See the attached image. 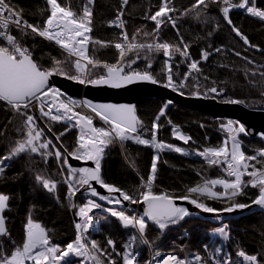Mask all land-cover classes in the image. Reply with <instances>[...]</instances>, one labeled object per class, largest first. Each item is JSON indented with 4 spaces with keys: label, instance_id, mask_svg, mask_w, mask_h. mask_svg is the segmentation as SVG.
<instances>
[{
    "label": "trees",
    "instance_id": "obj_1",
    "mask_svg": "<svg viewBox=\"0 0 264 264\" xmlns=\"http://www.w3.org/2000/svg\"><path fill=\"white\" fill-rule=\"evenodd\" d=\"M6 2L28 24L44 27L50 9L47 0ZM58 2L73 11L76 18L83 15L85 8L92 13L89 59L100 66L92 68L90 78L106 77L105 65L116 66L121 61V67H127V74L147 71L159 84L165 85L170 65L174 84L178 87L180 83H185V87L179 88L177 92L187 97L194 96L196 92L212 97L208 89L215 87L222 93L217 95L221 102L237 99L249 109L264 110V76L261 75L264 73V21L252 16L246 9L242 11L241 8H232L229 14L232 21L230 25L223 15L222 9L226 6L223 0L215 3L206 0L207 8L203 5L193 8L196 0H170L168 7L175 11L169 13L171 20L165 18L157 31L156 22L150 17L163 6L162 0H130L125 9L122 7V0ZM240 2L242 0H231L232 4ZM252 2L253 0L249 1L250 4ZM254 3L258 9L264 10V0H254ZM120 13L124 17L127 41L123 38L124 31L110 28V23ZM172 20L175 21V27ZM233 25L247 37L248 44L236 35ZM11 31L17 42L28 49L38 67L43 70L60 67L69 76L80 75L74 67L73 59L43 41L30 28H12ZM117 43L124 44L126 49L129 43H169L181 48L186 45L188 56L185 57L174 49L171 56H166L163 50H148L145 47L133 49V52L121 57V52L115 47ZM0 46L4 44L0 42ZM205 51L210 53L206 60L202 55ZM192 61L198 62L200 72L191 71ZM148 64H151L150 68L147 67ZM161 109L164 110V115H160ZM75 111L85 115L81 108ZM136 114L140 123L138 132L132 135L166 146L156 149L152 144L138 143L135 138L123 142L118 138L113 139L105 145L100 162L101 177L106 184L120 188L135 200L142 199L141 193L147 191L145 185L151 176V165L158 156L159 159L155 160V179L152 181V192L155 195H167L170 198L188 196L219 212L226 211L233 204L249 206L258 198L259 187L254 188L247 183L252 179L247 174L242 180L245 182L241 186L242 194L229 200H209L188 191L205 181L235 180L228 175L223 158H219L220 162L217 164H210L198 154L206 148H219L225 146V142L228 143L230 134L224 127L227 120L213 121L205 113L156 99L144 100L137 107ZM25 119L26 117L0 101V157L7 156L18 141L27 138ZM153 124H158L159 128L154 130ZM235 125L238 126L237 123ZM41 126L46 131L41 133L40 139L34 141V144L39 146L50 140L48 149H41L38 153L24 152L3 162L7 167L3 178H0V194L9 196V208L4 212L6 234L0 235V248L5 257L10 258L17 248H22L29 220L45 229L50 246L63 250L68 243H74L77 239L72 211L74 195L69 196V186L66 183L70 176L68 165L63 164V156L58 161L54 155L41 153H54L53 145L58 143L63 150L58 145L57 147L62 152L64 149L67 152L75 151L79 147L80 132L73 123L53 121L46 116H42ZM47 130L56 139L59 137L58 143L51 140ZM178 134L188 141L180 139ZM242 141L245 143L243 152L246 157L255 155L257 160L264 161V157L259 155L260 150H264V141L246 137ZM175 148L182 151L177 152ZM248 163L255 165L257 169L264 167V164L257 163L256 160ZM253 170L251 167L248 169L249 172ZM37 175L56 182L55 189H45L42 182L37 180ZM76 187L81 188L80 185ZM94 224L99 231L91 233L89 246L92 241L96 242L97 249L93 250L101 264H125L124 257L129 252L135 257L134 264H149V247L161 252L151 263L159 264L162 256L169 252L175 253V249H172L175 245L184 247L195 260H199L197 257L204 259L205 247L216 251L218 243L214 242L212 235L224 224L228 227L229 239L218 252L222 259L229 260L231 264H243L239 252L244 251L247 255L257 256V264H264V210H256L222 222L190 216L170 225L164 233L155 225L146 223L145 232L140 234L135 228L123 227L119 219L106 213L96 214ZM109 240L113 241V245L108 243ZM73 264L79 262L75 261Z\"/></svg>",
    "mask_w": 264,
    "mask_h": 264
},
{
    "label": "snow or ice",
    "instance_id": "obj_2",
    "mask_svg": "<svg viewBox=\"0 0 264 264\" xmlns=\"http://www.w3.org/2000/svg\"><path fill=\"white\" fill-rule=\"evenodd\" d=\"M48 4L51 5V15L46 20V26L40 27L38 25L28 24L27 21H24L19 13L15 12L6 0H0V38L6 39L7 45L9 46H0V101L5 102L10 106L15 112L26 117L24 126L27 128V138L18 141L16 146H14L7 156L0 157V178H3V173L7 165H4L5 160H10L17 155L24 152L38 153L41 149H48L51 141H47L39 144V146L34 144V141H37L41 137L42 129L37 131L36 125L34 124V117L28 114L30 108L39 107L42 115L49 117L51 120H61L67 116V118L72 119L73 116H68L67 114L72 113L73 109L70 105H76L79 103L88 105L96 113L99 118L107 124H110L112 131H107L104 128L93 127V121L90 117L79 116L77 120L78 124H82V131L80 139L82 143L79 144V147L73 152H67V149H64V152H67V156H71L77 160H92L95 162V168H82V169H71L72 179L75 180L76 184L80 186H88L91 189L93 196H99L100 200H106L107 197L100 195L95 188L92 187L93 181L101 185L109 193H119L123 200L130 201L132 203H138L137 200L133 198L127 192H123L120 188L106 184L101 177V166L100 159L101 153L103 152L102 145L111 143L113 139H119L123 142L135 138L138 143L149 145L152 144L154 147H161L159 144H155L153 141L148 139H139L138 136L134 137L132 134L137 132V125L140 123L135 115V108L128 105H91L89 101H76L69 99V103H65L63 100H60L59 97L64 95L58 88L51 86L49 84V78L53 75H64L67 78L74 79L78 83H90L92 85H109L113 88H119L125 84L132 83L135 80L150 81L155 84L158 81L147 71L140 73L133 71L131 74H123V67L108 66L107 76H101L96 79L89 77L86 71V65L82 64L77 60L74 64L75 69L80 73V75L69 76L66 71L60 67L53 68L51 70H43L38 67L35 63L28 49L23 48L16 40V38L8 34L5 30L8 28L9 23L15 24L17 28H30L32 32L38 33L40 36L47 38L48 40H54L62 48L69 51L70 55L80 56L84 59H87L88 64H93L94 62L91 59H88L84 56L85 49L77 48L76 45H83L88 42L90 39L87 36V33L91 32V16L92 13L88 8H85L83 15L79 18H76V14L71 11L69 8L61 6L58 0H47ZM91 3L92 0H89ZM170 0H162L163 6L159 11L155 12L154 15L150 17L153 21L156 22L157 31L159 30V25L164 22V19L167 18L171 20L169 13L175 11L174 8H169ZM215 3L217 0H211ZM124 3L127 4V0H124ZM223 4L226 5L223 7V15L227 22L231 25L232 21L229 18V12L232 8H243L246 9L252 16L258 17L261 21H264V10H260L255 6L254 0L250 4L249 0H242L238 4H232L231 0H223ZM201 5L204 8L208 7L206 0H196L193 8H199ZM7 13V15H5ZM122 15V13H121ZM199 16V13H197ZM160 18V19H158ZM173 27H175V21L172 20ZM117 26L123 28V22H120ZM233 31L237 36L241 37L245 44H248L249 41L243 33L240 32L238 28L233 25ZM82 37L83 39H78ZM123 38L125 41L128 40L127 33H123ZM253 46L254 45H250ZM117 49L121 50V57L124 56L125 45L122 43L115 44ZM148 50H163L166 56H171V52L174 49L175 52L180 53L181 55L187 57L188 51L187 46L183 48L179 46H174L169 43H156V44H127V49H137L145 48ZM219 51V49H217ZM203 59H207L210 55L207 51L203 52ZM134 62V61H133ZM59 65L60 62L58 61ZM95 66V65H94ZM147 67H151V64H148ZM190 68L196 72H200L199 64L197 61H192L190 63ZM191 73H188L190 75ZM264 76V73H261ZM187 76L185 77V80ZM165 87H172L174 91H177L179 88L185 87V83H180L177 87L171 75V66L169 65V75L167 76V83ZM208 92L215 93L217 95H222L218 92L217 88L212 87L208 89ZM183 95V93H181ZM197 98H206V96H201L199 92L194 93ZM223 103L239 104L242 101L237 99L223 100ZM59 105V107H57ZM167 105H165V108ZM53 108H56L57 112H60L62 109L63 112L60 115L53 114ZM160 115H164V110L161 109ZM159 119V117H157ZM235 122L228 121L227 125H224L229 132L233 133L231 139L233 141L231 151L227 147V142L225 146L219 148H206L202 152L198 153L203 156L204 159L208 160L210 164H217L220 162L219 158H223V163L227 165L226 171L229 176H234V181H227L223 179H214L210 181H205L203 184L191 187L188 191L189 193H196L199 195L207 196L210 198H215L220 193L213 191V188L220 184L225 188V193L223 195H228L227 190L231 189V197H236L242 194V184H245L242 181L241 177L245 174L252 177V179L247 182L250 183L252 187H259V196L254 201L256 205L264 207V167L255 168V165H251L248 161L256 160L257 163L264 164V161L257 160L255 155L245 156L244 152L240 150V143L237 140L238 133H245L246 129L241 124L239 127H234ZM153 129H158V124H153ZM88 129V132L85 133L83 129ZM35 133V134H34ZM87 137V138H86ZM183 139V137H181ZM59 139V137H57ZM53 147H55L53 145ZM175 151L181 152L180 148H175ZM64 152L60 148H56L55 152H45L41 155H54L59 161L63 156V164H67V156H64ZM259 155L264 157V150H260ZM212 157V159H209ZM159 157L154 158V162L151 165V176L148 183L145 185L147 191L141 193L143 202L147 205V209L144 213V216L156 224L160 229H165L169 224H176L182 220L185 216L189 215L187 209L182 207H177L172 198L167 195H155L152 192V181L155 179V173L157 170L155 160H158ZM69 167H71L69 165ZM254 170L249 172V168ZM77 173L79 175L77 176ZM37 180L42 182V185L45 189L52 191L56 187V182L45 178L42 175H37ZM78 191V188L73 184L69 183V196L74 195ZM188 196H182L180 199H188ZM9 196L0 194V235L6 234L5 226V217L3 213L5 209L9 208ZM121 201L119 199L109 200V203L119 204ZM193 204H196L198 208L203 209L205 212L215 211L213 208L204 205L203 203H197L195 199L190 201ZM91 207H100V205L92 203ZM248 207L246 204H233L230 206L227 211L232 212L235 208H245ZM81 216L86 218L87 223L85 225L77 224L76 228L78 230H86L87 228L92 227V217L88 215L87 211L83 208L80 209ZM113 216H118L119 219L123 222L124 226H132L137 228L138 231L142 234L145 232L147 224L143 218L131 217L125 215L121 212H112ZM222 235L227 238V234L224 229H220ZM50 239L45 231L39 224L33 223L29 220L28 230L26 236V242L22 245V248H17L14 254L11 257H5L2 255V248H0V264H25L26 260L33 261V264H48L49 261H52V264H59L60 261H65V257H68L69 254L75 256L86 257L89 259L96 260V256L92 255V249H97V244L95 241L91 242L89 246L82 237H78L74 243H68L66 248L61 250L56 246H50ZM108 243L113 245V241L109 240ZM130 247V246H129ZM39 249V251H36ZM59 253V255H57ZM239 256L242 257L245 261L250 262V264H257V256L247 255L244 251L239 252ZM197 259H200L197 257ZM125 264H134L135 257L131 252L124 257ZM65 264H68L66 261ZM99 264V262H97ZM151 264V262H149ZM164 264H185L183 260L175 256H170L167 260L164 261Z\"/></svg>",
    "mask_w": 264,
    "mask_h": 264
},
{
    "label": "water",
    "instance_id": "obj_3",
    "mask_svg": "<svg viewBox=\"0 0 264 264\" xmlns=\"http://www.w3.org/2000/svg\"><path fill=\"white\" fill-rule=\"evenodd\" d=\"M240 10L243 11L245 9L241 8ZM123 70L124 71L122 75L127 74V69L123 68ZM49 84L51 86L58 88L64 94L62 95L63 97L71 98L74 100L89 101L91 105L111 104L118 106L119 105L133 106L135 108L136 117H137L136 109L139 106V104L142 103L144 100L156 99V100L168 101L174 105L183 106L190 110L205 113L213 121L231 120L239 125L242 124L246 129L247 136L249 139L264 141V110L263 109H249L248 107L240 103L239 104L223 103L219 101L217 97H213V98H208V97L197 98L196 96L187 97L185 95H181V93L177 91H174L170 87H165L164 85H160L158 83L153 84L150 81H142V80H135L134 82L125 84L122 87L113 88L106 84L105 85H92L90 83L81 84L57 74L49 78ZM86 106L89 107L88 105ZM89 108L92 109L91 107ZM34 109L35 111H37V107H35ZM73 114L74 113H72V115ZM80 115L81 114L75 115L74 118L79 119ZM77 125L79 130L82 131V124L77 123ZM92 126L96 127L94 123ZM138 126L139 124L137 125V132H138ZM83 131L87 133L88 129L84 128ZM48 133L50 137L53 139V141L58 143L57 139L49 131ZM65 154L67 156V152ZM67 165L70 172L71 169L95 168L94 161L82 160V159L77 160L71 156H67ZM69 165L71 167H69ZM77 175H79V173H77ZM91 183H92V187L95 188L100 195H106L107 197L121 200L125 204V206L128 207L129 210L133 212H138L146 223L153 224L159 230H162L151 220H149L147 217L144 216V213L147 209V205L143 202V200L141 201L137 200L138 203L134 204L130 201L123 200L119 193L107 192L105 188H103L95 181ZM88 194L92 195V192L91 189L85 185V186H81V188L73 196L72 211L76 225L79 224L78 206H79L80 197ZM94 197H99V196H94ZM172 199L177 207L185 208L189 212V215L185 216L182 220H185L190 216H196L214 222H222L229 219L238 218L244 214L256 210H264V207L253 203L248 207L242 209L235 208L232 212H228L227 210L222 212L219 211L205 212L203 211V209L198 208L196 204L191 203L190 201L192 199L190 198L188 199L172 198ZM121 223L122 226L125 228H132V226H127V227L124 226L122 221ZM170 225L172 224H169V226Z\"/></svg>",
    "mask_w": 264,
    "mask_h": 264
},
{
    "label": "built area",
    "instance_id": "obj_4",
    "mask_svg": "<svg viewBox=\"0 0 264 264\" xmlns=\"http://www.w3.org/2000/svg\"><path fill=\"white\" fill-rule=\"evenodd\" d=\"M129 2H130V0H127V4H125L124 0H122V7L125 9L127 7V5L129 4ZM5 15H7V13H5ZM50 15H51V5H50L49 12L47 13L46 18H45L44 27L46 26V20L50 17ZM120 22H123V28L117 26ZM14 27L17 28L15 26V24L10 22L9 25H8V28L5 31L8 34L12 35V31L11 30ZM110 28L113 29V30H118V31L120 30V31H124L125 32V23H124L123 13H122V15L120 13L115 18V20L110 23ZM23 29H27V28H23ZM86 35L89 36V33H87ZM40 37L42 38L43 41H46L48 44H50L51 46L56 48L58 51L64 53L67 56H69L75 62L77 60H79L82 64L86 65V71H87V73H88V75L90 77L91 69L92 68H96V66H94L95 64L94 65L93 64H88L87 63V59H84V58H82L80 56L70 55L68 50L62 48L54 40H48L47 38L42 37V36H40ZM78 39H83V38L80 37ZM0 42L3 43L4 46L11 47L10 45H7L6 39H4V38H0ZM76 47L77 48H81L82 47L83 49H85L84 56L89 59V48H90L89 40H88V42L86 44L76 45ZM118 50L121 52L120 49H118ZM125 50H126L125 54H129V53L133 52V49L132 50L125 49ZM86 84H88V83H86ZM59 98H60V100H62L61 97H59ZM76 101H82V100H76ZM81 104L82 103H79L78 105H81ZM57 107H59V105H57ZM86 111L92 116L93 123L94 122L95 123H99V124H102L103 126L107 127V123L102 121L99 118V116H97L96 113L92 109L89 108ZM28 112L30 113V115H32L34 117V124L36 125V130L37 131H39L41 129L43 130V128L41 126V118L44 115L35 114L33 112V108H30L28 110ZM68 116H73V115L71 113H69ZM69 120L70 121L71 120L74 121L75 118L73 117L72 119H69ZM42 132H44V130ZM245 137H246L245 133H238L237 138H238V140H239V142L241 143L242 146H245V143L242 141V139L245 138ZM226 167H227V165H226ZM245 175H243L241 177V179H243ZM231 177L235 178L234 176H231ZM70 182L75 185V181L72 179V174H70V176L66 179V183L68 184V186H69ZM75 193H77V191ZM103 196L107 197L106 195H103ZM107 198L108 199H106V200H100L99 197H94V196H92L90 194L81 196V205L78 208L79 224L83 226V225H85L87 223L86 218L81 216V214H80V209L83 208V209H85L87 211L88 215L92 217V221H91L92 227L87 228L86 230H83V231L79 230L77 232V238L78 237H82L84 242H86L88 245H89L91 233L94 232V231H99V228L94 224V216L96 214H98V213H106V214H109V215L113 216L112 215L113 211H116V212H121L122 211L125 215H129L131 217L141 218V216H140V214L138 212H133V211L129 210L128 207H126L125 204L121 200H120L121 202L119 204H116V203H109V200H116L115 198H110V197H107ZM138 201H141V199L139 198ZM92 203L98 204V205H100V207L93 208V207H91ZM114 217L119 219L118 216H114ZM222 228L224 229L225 233L227 234V238H225V236L221 234L220 229H222ZM135 229L138 231L137 228H135ZM227 229H228L227 225L224 224V225H222L220 228H218L213 233L212 236L214 238V242L218 243L217 244V249H216V251H210L208 249V247H206L205 248L206 256L204 257V259H201V261H199L197 263H194L193 258H191L188 255L186 250H183L179 245H175V246L172 247V249H175V251H174L175 253L169 252V253L165 254L164 256H162L161 257V261L159 262V264H164V261L167 260V258L170 257V256H175V257L179 258L180 260H183L185 262V264H231V262L229 260L222 259V257L218 254V252L220 251L222 245L225 244L226 241L229 239V234H228ZM27 230H28V225L26 227V236H27ZM164 231H165V229L161 230L162 233H164ZM25 242H26V239H25ZM149 251H150V262L153 263L154 260L161 255V252L153 251V250H151L150 247H149ZM66 261L68 262V264H71V263H73L75 261H79L80 264H95L93 259H89V258L81 257V256H75L73 254H69L68 257H65V261H62V264H65ZM242 262H243V264H247L248 263V261H245L243 258H242ZM25 264H33V261L26 260Z\"/></svg>",
    "mask_w": 264,
    "mask_h": 264
},
{
    "label": "rangeland",
    "instance_id": "obj_5",
    "mask_svg": "<svg viewBox=\"0 0 264 264\" xmlns=\"http://www.w3.org/2000/svg\"><path fill=\"white\" fill-rule=\"evenodd\" d=\"M125 49H126V47H125ZM124 49V51H125V53H126V50ZM60 53H62V52H60ZM62 54H64V53H62ZM65 55V54H64ZM127 54H124V56L123 57H125ZM67 56V55H66ZM69 57V56H68ZM70 58V57H69ZM127 69V68H126ZM191 71H193L194 72V70H192L191 69ZM140 73H143V72H140ZM128 74H131L130 72H128ZM195 96V95H194ZM194 96H192V97H194ZM207 97V96H206ZM213 97H217V94H215V93H212V97H208V98H213ZM60 99V98H59ZM61 99H62V96H61ZM63 100V99H62ZM72 100H74V99H72ZM65 103H69V100H63ZM71 107H72V109H73V111L74 110H76V109H78V108H81L82 109V111L84 112V114L86 115V116H90V118L92 119V116L87 112V111H85V109H84V107L83 106H80V105H78V104H76V105H70ZM53 114L54 115H60L62 112H63V110H60V112H57L56 111V108H53ZM39 113L41 114V112H40V109H39ZM73 113V112H72ZM71 113V114H72ZM68 115V114H67ZM47 117V116H46ZM58 121H62V122H68V123H70V124H72L71 123V121H69V119L67 118V116H65V118H63V119H61V120H58ZM74 121H76V120H74ZM74 121H72L73 123H75ZM228 121V120H227ZM234 122V121H233ZM228 123V122H227ZM236 123V122H235ZM227 125V124H226ZM234 127H239V124H238V126L237 125H235L234 124ZM97 128H104L105 130H107V131H112V127H111V125L110 124H107V127H105V126H103L102 124H99V123H97ZM229 139H228V143H227V147H228V149H229V151H231V147H232V144H233V141H232V139H231V136L233 135V133H231V132H229ZM81 136V135H80ZM237 136H238V134H237ZM178 137L180 138V139H182L181 137H183V139L182 140H184V141H188V139L186 138V137H184V136H182L181 134H178ZM87 138V137H86ZM133 140H134V138H133ZM237 140H238V138H237ZM239 141V140H238ZM80 143H82V141H81V139H80V137H79V144ZM240 143V142H239ZM159 145H161V147H159V148H163V147H165L166 145L165 144H162V143H160ZM54 146L55 147H53L54 148V150H56V148H58L57 147V145L56 144H54ZM102 148H103V151H104V147H105V145H102L101 146ZM156 149H159V148H157V147H155ZM240 150L243 152V146L241 145V143H240ZM101 155H102V153H101ZM18 156V155H17ZM82 160H84V159H82ZM243 180V179H242ZM250 184V183H249ZM213 191H215V192H217V193H220V194H222V195H219V196H217V197H215V198H210V197H207V196H203V195H199V194H196V193H193V194H195L196 196H198V197H202V198H205V199H209V200H215V201H221V200H229V199H232V198H234V197H231V189H228L227 190V192H228V195H223V193H225V188H224V186L223 185H220V184H218V185H216L214 188H213ZM201 209V208H200ZM6 210V209H5ZM5 212V211H4ZM3 216H4V213H3ZM225 219V218H224ZM221 220V219H220ZM216 221H218V220H216ZM92 251V255H94V256H96V260H94V262H95V264H97V262H99V264H101V261H100V259H99V257L95 254V251L92 249L91 250ZM128 255V253H126V255L125 256H127ZM193 261H194V263H197V262H199V261H201V259H199V260H195V259H193ZM79 262V261H78ZM48 264H52V262L51 261H49L48 262ZM79 264H80V262H79ZM247 264H250V262H248Z\"/></svg>",
    "mask_w": 264,
    "mask_h": 264
},
{
    "label": "bare ground",
    "instance_id": "obj_6",
    "mask_svg": "<svg viewBox=\"0 0 264 264\" xmlns=\"http://www.w3.org/2000/svg\"><path fill=\"white\" fill-rule=\"evenodd\" d=\"M15 28V27H14ZM34 33V32H33ZM36 35H38L39 37H40V35L38 34V33H35ZM41 38V37H40ZM42 39V38H41ZM148 51V50H147ZM150 52V51H149ZM174 54V53H173ZM176 55V54H175ZM181 56V55H180ZM190 60V59H189ZM123 62H121V61H119V63L117 64V65H119V66H121V64H122ZM95 64V63H94ZM181 64V63H180ZM182 64H184V63H182ZM95 66H96V69L100 66V65H98V64H95ZM182 66V65H181ZM123 68H127L126 66H123ZM130 69H132V68H130ZM183 69V68H182ZM188 69V68H187ZM92 70V69H91ZM179 70H180V68H179ZM90 73H91V71H90ZM106 75H107V72H106ZM198 76V75H197ZM159 84V83H158ZM161 85V84H160ZM194 85V84H193ZM202 96V95H201ZM80 106H83L84 107V109H85V111L86 110H88L89 109V107H87L85 104L83 105V104H81ZM166 109V108H165ZM33 112L35 113V114H38V115H40V113H39V107H37V111H35V109L33 108ZM75 113L76 114H80V113H77L76 111H75ZM30 114V113H29ZM81 115H83V114H81ZM83 116H86V115H83ZM88 117V116H87ZM75 120L76 121H74L75 122V124H77V120H78V118H75ZM94 124H95V126H97V123H95L94 122ZM246 135V138H248V136H247V134H245ZM249 139V138H248ZM56 145H58V144H56ZM59 146V145H58ZM60 147V146H59ZM61 148V147H60ZM62 149V148H61ZM63 150V149H62ZM64 152V151H63ZM81 205V197H80V200H79V206ZM78 206V207H79ZM141 216V215H140ZM180 246V245H179ZM183 250H186L184 247H182V246H180ZM206 248V247H205ZM74 263V262H73ZM72 263V264H73Z\"/></svg>",
    "mask_w": 264,
    "mask_h": 264
},
{
    "label": "crops",
    "instance_id": "obj_7",
    "mask_svg": "<svg viewBox=\"0 0 264 264\" xmlns=\"http://www.w3.org/2000/svg\"><path fill=\"white\" fill-rule=\"evenodd\" d=\"M74 181H75V180H74ZM76 185H78V184H76V182H75V186H76ZM37 251H39V249H38ZM51 262H52V261H51ZM59 264H62V261H60Z\"/></svg>",
    "mask_w": 264,
    "mask_h": 264
}]
</instances>
